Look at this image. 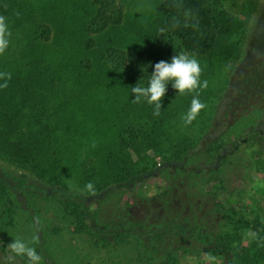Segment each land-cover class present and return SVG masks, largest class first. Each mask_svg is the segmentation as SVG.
<instances>
[{"label":"trees","instance_id":"16d2710c","mask_svg":"<svg viewBox=\"0 0 264 264\" xmlns=\"http://www.w3.org/2000/svg\"><path fill=\"white\" fill-rule=\"evenodd\" d=\"M230 1L150 0L147 13L131 20L117 0H72L66 16L50 20L52 28L47 3L0 0L11 32L0 55V72L11 77L0 79V162L65 190L66 200L58 201L64 228L90 251L81 264H182L197 256L264 264V222L250 225L221 199L232 194L226 169L234 151L253 140L237 126L212 135L215 112L236 91L242 68L252 62L264 69V0L232 3L236 15ZM181 51L196 55L208 81L199 97L207 107L187 127L181 116L191 95L179 96L169 84L154 116L153 106L133 103L131 93L137 83L147 86L157 62ZM171 164L179 165L166 168ZM75 166L81 194L62 183ZM155 172L162 191L122 203L123 189ZM10 188L0 179V215ZM249 227L255 238H244ZM59 230L47 224L41 238ZM6 241L0 236L3 253Z\"/></svg>","mask_w":264,"mask_h":264},{"label":"rangeland","instance_id":"374dc122","mask_svg":"<svg viewBox=\"0 0 264 264\" xmlns=\"http://www.w3.org/2000/svg\"><path fill=\"white\" fill-rule=\"evenodd\" d=\"M36 7H41L44 2L51 7V16L48 15L47 24L52 28L55 25L50 20L57 22V18L71 6L72 0H28ZM150 0H117L123 8V12L131 20L141 19L147 13ZM242 0H231L228 8L236 15L237 5ZM235 3L236 6H233ZM232 4V5H231ZM56 6V8H55ZM64 20L66 18H63ZM67 21V20H65ZM248 46V44H247ZM247 48V47H246ZM264 70V69H262ZM259 72L252 62L242 68L241 81L228 95H224L215 112V125L212 127V135L216 137L222 132H230L232 127L237 126L244 133L245 139L251 138L252 145L248 143L231 158L227 165L226 188L228 193H222L221 199L234 204L241 211L244 218L251 222L258 218L264 222V171L258 168L257 162L264 164V71ZM245 80V81H244ZM257 110V116H252ZM240 133V132H239ZM231 146L232 141L227 142ZM260 151V152H259ZM151 152H149L150 154ZM260 153L259 157L257 154ZM174 165L166 166L171 170ZM231 166V167H230ZM161 165H157L160 168ZM23 174V173H21ZM157 172L144 174L122 190V203L127 206L133 205L136 197H153L164 189V181ZM20 173L4 162H0V179L10 185L12 192L11 200L0 215V236L7 241L6 253L0 250V264H21L18 257L14 256L8 248L14 238L21 237L25 241H31L37 237L33 244L41 256L40 264H81V255L89 253V247L82 242L81 236L72 233L71 229L64 228L66 221L62 220V212L58 201L66 200L67 194L60 187H46L39 184L26 174L19 179L23 185L17 184L15 177ZM13 177V178H12ZM80 172L78 168H70L62 177V183L68 191H77L81 194ZM225 194V195H224ZM232 196V197H231ZM36 202V203H35ZM39 206L42 208L39 209ZM39 218L38 222L36 218ZM58 226L57 234H50L49 238L42 239L45 226ZM250 227L245 237L250 235ZM47 235V234H46ZM246 245V244H245ZM1 246V243H0ZM204 256L185 257L182 264H224L221 258Z\"/></svg>","mask_w":264,"mask_h":264},{"label":"clouds","instance_id":"9594fccd","mask_svg":"<svg viewBox=\"0 0 264 264\" xmlns=\"http://www.w3.org/2000/svg\"><path fill=\"white\" fill-rule=\"evenodd\" d=\"M161 33L164 29L160 30ZM11 32L8 27L7 18L0 15V55H3L10 44ZM203 68L195 54L188 51H181L171 57L170 62L161 60L154 65V70L150 74L147 86L131 87V93L135 99L133 103L139 104L142 101L153 106V115L161 114L162 100L165 97L168 85L176 90L179 96L191 95L192 99L188 110L181 116L185 127L190 126L197 119L199 114L207 107L200 100V94L207 89L208 81L202 80ZM9 73L0 72V79H10ZM93 185L89 183L87 188L92 189ZM37 222L39 218H36ZM253 238L256 233H250ZM37 237L31 241H25L21 237H16L8 244V248L14 256L25 257L27 264H40L41 256L36 248L32 246L37 242ZM209 259H213L209 257Z\"/></svg>","mask_w":264,"mask_h":264}]
</instances>
